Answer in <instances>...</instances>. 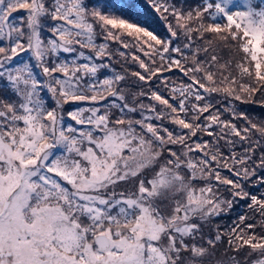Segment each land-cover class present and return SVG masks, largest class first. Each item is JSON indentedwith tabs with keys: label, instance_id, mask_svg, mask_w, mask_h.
Instances as JSON below:
<instances>
[{
	"label": "snow or ice",
	"instance_id": "snow-or-ice-1",
	"mask_svg": "<svg viewBox=\"0 0 264 264\" xmlns=\"http://www.w3.org/2000/svg\"><path fill=\"white\" fill-rule=\"evenodd\" d=\"M0 264H264V0H0Z\"/></svg>",
	"mask_w": 264,
	"mask_h": 264
}]
</instances>
